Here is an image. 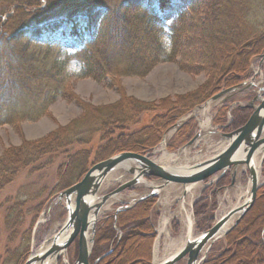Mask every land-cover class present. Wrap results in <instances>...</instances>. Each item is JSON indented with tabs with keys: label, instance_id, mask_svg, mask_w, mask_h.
Returning a JSON list of instances; mask_svg holds the SVG:
<instances>
[{
	"label": "trees",
	"instance_id": "1",
	"mask_svg": "<svg viewBox=\"0 0 264 264\" xmlns=\"http://www.w3.org/2000/svg\"><path fill=\"white\" fill-rule=\"evenodd\" d=\"M254 2L259 0H210L204 19L193 9L190 22L177 0H140L134 10L124 0L116 5L107 0H0V126L37 121L58 99L75 96L78 102L74 77L100 83L110 77H145L162 62L210 76L202 89L164 107L126 95L102 106L79 100L83 112L68 124L6 149L0 157V194L7 188L14 193L0 204V247L5 245L0 264L25 263L36 217L54 201L55 192L84 176L93 154L97 163L124 151L151 152L185 113L247 79L253 59L264 53V32L257 34L245 23ZM173 10L176 15L166 23L164 16ZM162 33L169 35L168 44ZM65 38L75 49L56 51ZM222 111L220 125L228 109ZM250 115L251 109L238 108L228 129L243 126ZM191 121L178 128L169 148L192 139ZM155 199L101 216L90 262L104 256L97 264H151ZM208 202L203 195L194 205L201 230L210 228ZM224 241L223 250L213 251L204 264H264V186Z\"/></svg>",
	"mask_w": 264,
	"mask_h": 264
},
{
	"label": "rangeland",
	"instance_id": "2",
	"mask_svg": "<svg viewBox=\"0 0 264 264\" xmlns=\"http://www.w3.org/2000/svg\"><path fill=\"white\" fill-rule=\"evenodd\" d=\"M107 1L108 3L114 2L115 5L121 2V0ZM124 1H130L134 4L132 10L138 9L137 5L140 0ZM177 1L184 8V12L187 14L188 21L190 22L192 20L191 14L193 9L196 10L198 15H201L208 9L210 4V0ZM249 10L250 16L247 18V12ZM247 12L245 14V23H248V26H250L252 30L256 31L257 34L264 32V0L254 2L253 7H248ZM174 15H176L174 10L168 12L164 16L166 23H169L173 19ZM201 18L204 19V16L201 15ZM240 21L243 22V19ZM161 37L166 44L169 43V35L162 33ZM62 47H66L72 51L75 49L76 44L69 38H65L62 46L56 49V51H62ZM263 54L264 53L261 55ZM261 55L253 59L247 73V79L240 83L243 84L246 82H252L254 86L247 88L226 102L217 100L215 102L208 103L209 99L207 102L198 105L192 112L190 111L185 113L179 119L178 123H182V125H185L190 119L193 120L187 124L193 125L192 138L197 133H201V136L192 146L184 148L187 144L186 143L182 146L176 145V149L169 148L168 142L178 132L177 128L166 135L161 145L145 155L149 154L155 161L161 164L164 163L163 165H173L177 161L178 164L192 165L203 161L220 151L226 143L219 134L224 131L222 128L224 125H220L218 123V120L221 118L223 112L222 110L228 109L227 114L223 115L221 120L223 124H226L230 121V117L233 116V113L238 108H243L240 104H247L257 94L259 87L264 86V59H262ZM209 79L210 76L205 71L199 70L195 73H189L180 69L176 63L162 62L159 63L145 77H110L103 83L97 82L96 80L88 77H74L72 80V90L79 100L95 106L114 103L120 100L122 96L126 95L127 97H135L137 99L152 102L158 106L164 107L166 105H170L171 102L176 101L180 96L184 97L192 92L202 89ZM79 100L77 102L75 96L58 99L50 107L48 115L37 121L25 119L17 128L11 125L0 126V157L9 147L19 146L24 142V140L36 141L45 138L59 126L66 125L71 120L78 117L83 112ZM231 103L238 104L230 111L232 105ZM204 105H206L207 110H204ZM204 125H207V128L210 129L211 132H207L208 130L206 131V126L204 127ZM93 162H95V154L92 155L90 160L91 165L88 170L96 164V162L94 164ZM126 178L124 170H119L114 174L112 173L105 180L101 189V194L103 195L116 188L121 182L125 181ZM222 179H224L223 183L220 184ZM263 181L264 159L260 168V182ZM231 183L232 177L229 171H227V173L222 176L216 174L207 179L204 183L197 184L196 186L194 185V187L188 191L186 195H184V190L180 185L173 184L169 187L168 194L165 192L166 190H164L160 197H156L150 213V221L156 232L152 254L158 250V256L162 259L163 257L172 254L183 245L188 236L189 230L188 223L190 219L188 218V214H191L193 219L191 228L192 236H198L202 232L209 229L201 230L198 229L196 225L200 217H196L194 205L203 195L204 197L207 196L209 198L208 204L211 206L208 211L210 227L215 223L216 219L220 218L231 208L241 205L250 196L249 173L244 167L238 168L235 184L231 186ZM144 191V188L137 187L133 190L125 191L119 196L118 200H109L104 207L105 212L102 216L109 213H115L117 215L119 213H117L118 209H123V207H121L122 205L127 203L132 205L134 203L133 200L138 199ZM11 193H14L12 192V189H5L0 194V204ZM57 193L55 192V196H52L54 201ZM51 204L41 211L35 219L33 226L35 227L38 221H40V224L36 229L35 235L33 236L32 234L31 240L27 244V252L29 256L33 255L35 250L41 248L42 244L61 228L67 218V210L63 205L50 207ZM33 218L34 215L30 218L28 217L26 219V224H31L33 222ZM167 218L168 224L166 225L165 230H163V220ZM234 229H232V231ZM228 234L218 239L211 246L206 259L213 251L219 253L223 250L225 245L224 240ZM3 242L0 247L1 255H4L5 253L3 249L5 245ZM18 242L19 240L15 243ZM74 250L75 245L70 248L69 254L66 257L69 263L73 262ZM204 262L202 264H204ZM178 264H186V260L184 259Z\"/></svg>",
	"mask_w": 264,
	"mask_h": 264
},
{
	"label": "water",
	"instance_id": "3",
	"mask_svg": "<svg viewBox=\"0 0 264 264\" xmlns=\"http://www.w3.org/2000/svg\"><path fill=\"white\" fill-rule=\"evenodd\" d=\"M261 57L264 59V54ZM251 86H254L252 82H246L226 88L215 94L208 103L217 100L226 102ZM235 105L236 103L232 104L230 111ZM240 106L252 110L247 122L233 131L219 133L226 142L225 146L215 155L189 165V170L175 171L155 161L149 154L131 151L118 153L93 165L79 181L57 194L50 207L63 205L67 210V218L61 228L45 241L49 244V248L37 255H30L24 264H45L51 256L55 255L57 256L56 264H59L60 260L62 264H91L90 257L95 243L97 224L109 200L118 198L129 189L144 188V193L132 205L127 203L123 206L129 209L137 202L160 197L164 189L173 184L180 185L186 195L187 187L204 183L216 174L222 176L227 171L231 174V186H233L238 168L244 167L249 173L250 196L241 205L233 207L226 215L216 219L208 230L198 236L188 233L185 242L178 250L158 262L153 258L152 263L178 264L185 259L186 264H202L211 246L232 231L250 210L259 189L264 184V181L260 182V168L264 159V86L259 87V91L252 100ZM180 125L181 123L175 124L170 131L177 129ZM200 136L201 133H197L184 148L192 146ZM256 155L261 157L259 175L254 164ZM117 170H124L126 180L114 190L102 195L101 189L105 180ZM150 178H156L159 183L156 184ZM235 215L237 217L227 227L228 222ZM39 224L40 221L34 227L33 236ZM76 241L78 242V256L73 263H69L66 257Z\"/></svg>",
	"mask_w": 264,
	"mask_h": 264
},
{
	"label": "bare ground",
	"instance_id": "4",
	"mask_svg": "<svg viewBox=\"0 0 264 264\" xmlns=\"http://www.w3.org/2000/svg\"><path fill=\"white\" fill-rule=\"evenodd\" d=\"M227 101H228V100H227ZM236 105H237V103H236ZM203 108H204V110H207L206 105H204ZM232 109H233V108H232ZM230 121H231V120H230ZM205 126H206V128H205L206 131L208 130L207 132H211V130L207 128V125H204V127H205ZM204 127H203V128H204ZM208 127H209V126H208ZM183 149H184V148H183ZM260 158H261L260 155H256L255 158H254V164H255V167H256V169H257V171H258V175H259V164H260ZM175 161H176V160H175ZM160 162H161V161H160ZM173 162H174V161H173ZM163 164H164V163H163ZM164 166H166V167H168V168H170V169H173V170H175V171H186V170H189V167H190L189 164H178V161H177L175 164H173V165L165 164ZM117 171H119V170H117ZM117 171H115V172H117ZM115 172H113V174H114ZM249 184H250V183H249ZM171 186H172V185H171ZM171 186H168V187H166V188L164 189V190H166L165 192H167V194H168V192H169V187H171ZM193 187H194V186H189V187H187V190L190 191ZM135 200H136V199H135ZM135 200H133V201H135ZM133 201H132V202H133ZM143 201H144V200H143ZM140 202H142V201H140ZM140 202H137L136 204H134L133 207H134L135 205H137L138 203H140ZM126 209H127V208H123V209L121 208L120 211H122V210H126ZM129 209H131V208H129ZM231 209H232V208H231ZM231 209H230V210H231ZM230 210H229V211H230ZM120 211H118V212H120ZM229 211H228V212H229ZM118 212H117V213H118ZM228 212H226V213L223 214V215H226ZM223 215H222V216H223ZM245 215H246V214H245ZM245 215H244V216H245ZM222 216H221V217H222ZM221 217H220V218H221ZM236 217H237V215H235L233 218H231L230 222H228V224H227V227H228V225H229L231 222H233V221L235 220ZM188 218L190 219V220H189V223H188V224H189V225H188V229H189V230H188V233H191L190 230H191V226H192V222H193V219H192L191 214H188ZM218 219H219V218H218ZM242 219H243V218H242ZM242 219H241V220H242ZM240 222H241V221H240ZM240 222H239V223H240ZM239 223H238V224H239ZM167 224H168V218L163 220V226H162V227H163V228H162L163 230H165V227H166ZM42 245H43V246H42L41 248H39L38 250H35V251H34L33 255H37V254H39V253H42L43 251L47 250V248H49V244H48V243H45V242H44ZM153 255H154V258H155V261H156V262H158V261L161 260V259L159 258V256H158V250H156V251L154 252ZM56 259H57V256H56V255H55V256H51V257L45 262V264H56ZM66 259H67V258H66ZM152 263H153V261H152ZM152 263H151V264H152Z\"/></svg>",
	"mask_w": 264,
	"mask_h": 264
},
{
	"label": "flooded vegetation",
	"instance_id": "5",
	"mask_svg": "<svg viewBox=\"0 0 264 264\" xmlns=\"http://www.w3.org/2000/svg\"><path fill=\"white\" fill-rule=\"evenodd\" d=\"M231 104H233V103H231ZM231 106H232V105H231ZM233 108H234V107H233ZM249 109H250V108H249ZM251 112H252V110H251ZM230 120H231V121L228 122V123H230V124H229L227 127H225V126H226V124H228V123L224 124V126H223V130H224V131H223V132H230V131H233V130H234V129H228V128L231 127V125H232V123H233V120H234L233 116L230 117ZM226 129H228V130H226ZM109 252H111V250H110ZM103 258H104V256L98 258V259H100V260L97 261V260H98V259H97V260H96L97 263L100 262ZM96 261H95V262H96ZM95 262H94V263H95ZM90 263H91V262H90ZM97 263H96V264H97ZM91 264H93V263H91Z\"/></svg>",
	"mask_w": 264,
	"mask_h": 264
}]
</instances>
